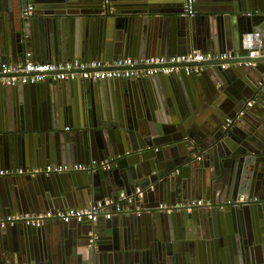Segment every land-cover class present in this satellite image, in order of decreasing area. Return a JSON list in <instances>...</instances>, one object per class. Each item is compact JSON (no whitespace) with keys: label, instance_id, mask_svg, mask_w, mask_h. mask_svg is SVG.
<instances>
[{"label":"water","instance_id":"water-1","mask_svg":"<svg viewBox=\"0 0 264 264\" xmlns=\"http://www.w3.org/2000/svg\"><path fill=\"white\" fill-rule=\"evenodd\" d=\"M61 1L64 2V7L72 4L97 3L99 8L96 6L91 10L95 15L92 18V25L95 28L89 39L85 40L86 43L83 41L82 44L76 45V42L70 41L69 49L68 44L66 45L67 51L65 47L63 48V44L59 52L56 39L48 42L43 48V57L47 61H66L70 60V57L111 61L125 55H133L134 52L138 53L135 24H131V31L129 27L128 17L131 12L143 13L150 3L159 6L163 2H168L172 6H182V0L180 3L178 0H138L136 3L125 1L126 8L119 10L112 0L107 8H103L97 0ZM134 4L137 8L132 10ZM26 7L27 4L23 3L20 10L23 11ZM77 9L74 11L75 14L79 13ZM234 9L236 12L240 10V13H248L246 20L253 29L258 27L254 15L264 19V0H236V3H231V8H222L220 12L234 13ZM174 11L176 10H170L169 13H175ZM11 16L13 18L10 19L8 30L0 40V47L11 50L10 60L15 62L17 57L22 58L27 48L28 34L24 29L22 12L16 18L13 14ZM193 17L180 16L182 32L172 33L169 36L171 43L168 45L170 48L165 49L166 53L180 54L193 48L203 51L214 48L216 51L218 44L212 38L209 23L206 22L208 18L200 15L201 18L196 23ZM25 19L30 21V24L38 25L43 40H46L48 33L54 32L52 16L50 18L48 14L37 17L32 9V13ZM246 30L245 27L238 30L237 34L234 33V41L237 39V43L239 40L241 43L242 33L247 32ZM235 50L234 47L231 55H234ZM14 51H17V55H14ZM248 59L252 60L243 56L233 57L227 61L229 71L234 73L233 76H229L225 68H220L218 62L197 63L198 66H202L198 72L189 74L180 72L182 77L177 81H171L170 84L161 83L163 81L161 78L169 77L173 73L134 79H107L110 81L109 86L99 83L102 80L83 79L46 80L34 84L0 83V100L5 110L11 107L15 109L18 105L16 103L18 97L11 99V94L25 90L34 99L40 98L43 107L45 100L48 102L45 104L46 114L42 116L51 121L50 132L53 133L47 132L44 137L35 133L34 136L29 129H26L17 148L22 161L35 159V162L43 165L47 160L57 159L58 162L53 163L73 161L89 163L93 160L98 162L104 153H112L110 157L116 162V168L111 165L109 169L96 170L101 172L98 173L101 178H105V185L109 190L115 179H118L119 186L117 188L112 186L115 188L114 196L123 190L126 194H131L138 187L141 198L133 196L132 206H137L140 214H144L147 210L154 213L161 212L173 218L175 223L181 222L185 232L189 228L201 230L204 233L202 239H196L194 242L190 237L184 236L185 243L180 246L179 251L181 264H256L258 262L264 264V204L224 205L212 207L204 212H201V209H194L189 212L182 210L167 213L157 208L160 202L169 204L175 198L183 200L188 198V195L194 198L203 196L217 201L233 199L241 193H264V105H262L264 102L261 98H257L250 105H246L249 100H253L254 94L260 96L264 90V81L255 79L253 84L246 83L247 85L242 82V79L250 76L249 70L253 67L244 64ZM260 60L264 62L262 57L252 60L256 63L254 67ZM5 62V56L0 54V63ZM209 65L212 67L208 68ZM206 73L216 75L221 82L222 93L232 98L235 103H239L234 114L229 117L231 121L226 124L223 118L222 121H216L218 126L213 129L199 125L200 129L193 131L186 128V124L180 120L168 121L161 109L164 97L170 96L173 90L184 106L188 101L187 86L192 87L193 83L197 85L196 82H200ZM260 73L261 76L264 75V70ZM229 77H234L233 83L226 81L231 80ZM237 77L240 79V85L234 81ZM134 84L148 86L149 100L157 104L151 108L145 119L138 118L133 106ZM61 87L65 88L69 95V98L65 97L63 101L59 94ZM22 108L26 111L27 105H22ZM68 122L72 130L64 131V123ZM188 139L193 141V145L188 143ZM61 140L66 141L63 150L60 149ZM6 141L9 143L10 140L6 139ZM19 141H16L17 144ZM7 151V147L0 145V158L6 157ZM198 151L201 152L200 155H197ZM196 159L201 160L202 163L199 161L196 163ZM200 165H204L205 170H201L200 176L197 177L195 169ZM242 168L244 171H241ZM81 174L90 175L75 171L63 173L69 182H74V178L77 179L78 176H82ZM60 176L59 173H55L54 176L58 186H61ZM85 178L87 182L88 177ZM151 196L156 198V202L147 205L146 198ZM135 211L133 210L134 213ZM11 230L0 228V236ZM176 237L177 240L182 239L177 235ZM158 240L159 238L149 241L145 238L144 243L140 242L134 248V260L139 261L140 264H170V255L162 253L165 251L162 250V244ZM94 241L88 246L91 247L89 250H94L95 247L96 250L100 249L98 245H93ZM221 251L222 258L218 259ZM179 258L175 254L173 264H178Z\"/></svg>","mask_w":264,"mask_h":264},{"label":"crops","instance_id":"crops-1","mask_svg":"<svg viewBox=\"0 0 264 264\" xmlns=\"http://www.w3.org/2000/svg\"><path fill=\"white\" fill-rule=\"evenodd\" d=\"M97 1L101 4V0ZM125 1L128 3H136L138 0H112V2L118 6L117 8L119 10L126 8L127 3H125ZM178 1L180 3L181 0ZM23 3L33 5L32 9L34 15H37V17H42L44 14H48L50 18L52 16L51 23L54 25L52 27V31L54 32L48 33L45 37L46 40L41 38L37 24H30V21H27L25 17L23 18L25 25L24 29L28 34L26 36L27 48L25 50H30L31 56L37 61L54 62L50 60L47 61V59L43 57V48H45L48 42H53V40L56 39L55 42L59 52L63 44V48L65 47L64 49L67 51L71 45L69 44L70 41L76 42V45H79L78 43L82 44L83 41L89 39L93 28H95L92 25V18H94L95 15H93L91 10L96 6L99 8L97 3L72 4L64 7V2L61 0H0V40L3 39L5 32L8 30L10 19L13 18L11 15L13 14L15 18L21 15L22 11L20 8ZM231 3H236V0H195L193 21L196 20L197 23L201 18L200 15H202L203 18H208L206 22L209 23L212 38L215 43L217 42L218 44L216 51L222 50L231 53L235 47L234 56L243 57L246 56V51L241 48L240 40L238 43L236 41L237 39L234 41L233 34H237L238 30L242 28L245 29L246 27L247 32L258 30L264 35V19L259 18L260 16L258 15H254L258 27L253 29L252 27L250 28L249 22L246 20V14L248 13L243 14L240 13V10L236 12V9H234V13L225 11V13L222 14L220 9L231 8ZM159 6L150 3L147 8L144 9L143 13L131 12L129 15L130 31L131 24L134 23L135 35L137 37L136 46L139 50L138 53L134 52L133 55L127 56L137 57V55H139V57H146L169 55L166 53L167 51H165L166 48H170L168 45L171 43V37L169 38V36L172 33L176 34L182 32L180 30L181 23L179 22V19H181L180 16H182L180 14L181 6H172V4L168 2H163ZM77 8L79 9V13L75 14L74 11ZM132 8V10H134L137 7L134 4ZM62 10L64 13L61 14ZM170 10H180V12L176 13V11H174L175 13H169ZM221 18L223 20H221ZM16 21L17 20H15V22ZM55 33L56 35H54ZM55 42L52 44V47ZM67 44L68 49L66 48ZM197 44H199V42ZM207 50L215 51L214 48H209ZM0 54L5 56L6 63H12L10 60V56L12 55L11 50H7L6 47L4 48L1 46ZM14 55H17V51H14ZM21 59L22 58L17 57L16 60L20 61ZM71 59L81 58L70 57V60ZM88 60L99 59L90 58ZM255 64L256 63H254L252 65L253 67L249 70L250 76L242 79L243 83L253 84L255 79H262L263 75L261 76L260 72L264 70V62L260 60L257 66L254 67ZM211 67L212 66L209 65L208 68ZM201 68L202 66H199L197 72ZM225 69L229 76L234 75L233 72L229 71V67ZM179 73L180 72L173 73L166 78L162 77L161 79H163V81L161 83L167 82L170 84L171 81H177V79L182 77ZM229 78H231V80L227 79L226 81H228V83H233L234 77ZM239 80L240 79L237 77L234 81L238 82V85H240ZM99 83L109 86L110 81L102 80L101 82L99 81ZM196 84L197 85L193 83L192 87L189 85L187 86L186 95L188 96V101L184 106L173 90H171L172 94L170 96L164 97L163 107L161 106V109L168 121L180 120L186 124V128L192 131L200 129L198 127L199 125H204L208 129H213V127L218 126V121H222L223 118L231 117L234 114L235 108L239 106V103H235L232 98L222 93L220 89L221 82L217 79L216 75L213 73H206L204 78L202 77L200 82H196ZM133 91L135 97L133 103L134 109L139 119H145L151 108L157 104L150 102L148 86L134 84ZM49 92L52 94L50 90ZM59 94L62 101L65 97L69 98L68 93L63 87H61ZM11 95V99L18 97V101L16 102L18 105L15 106V109L11 107L9 110H5L0 100V145L8 148L7 156L0 158V168H32L43 165V163L38 164L35 162V159H26V161H22V156L20 157L17 148H19L21 144L19 140L22 141V136L26 133V129H29L34 136L35 133L42 137H44L47 132L50 134L53 133L50 132V130H52L51 121L42 116L46 114L45 104L48 102L45 100L43 107L40 98L34 99L31 95L27 94L25 90L24 92L19 90V92ZM252 98L253 101L257 98H261L262 102H264V90L260 96L254 94ZM260 104L261 103L258 101V105ZM22 105H27L26 111H24ZM42 110H44L43 113ZM63 129L64 131H71L70 122L64 123ZM6 139L10 140L9 143ZM17 140L19 141L18 144L16 142ZM65 142V140L60 141V149H65ZM188 143L193 145L191 139H188ZM55 144L57 145L58 141L55 142ZM55 149L57 150V146ZM110 154L112 153L102 154L101 159L110 157ZM198 154L200 155L201 152L198 151L197 155ZM198 159H196L195 162L198 163L199 161V163H202V161ZM57 160H47L45 164L58 162ZM115 163V161L112 163L114 169L116 168ZM203 169L205 170L204 165L196 167L195 175L199 177V173ZM241 171H244L243 168ZM63 173L64 172L59 173V175H61L59 177V179H61L60 187L56 182V178L54 179L55 173L43 175L44 177L42 175L29 176L26 174L0 176V214H30L42 210L83 207L95 200H104L106 198L117 199L121 193H125L123 190L116 193L117 195L114 196V190L119 186L118 179H115L114 184H112L115 188L111 186L110 191L105 185V178H101L98 175V173L101 172L97 170L88 176L81 174L82 176H78L77 179L74 178V182H69ZM196 176L195 179L197 178ZM85 177H88L87 182ZM90 192L92 194H90ZM241 194L264 198V195H262L264 193ZM190 196L192 195H188V198H194V196ZM200 198L205 197L200 196ZM178 200L179 199L175 198V200L173 199L172 201L175 202ZM210 200H212V198H210ZM155 202L156 198L154 196L146 198L147 205ZM196 209H201V212L205 211V209L202 208ZM133 210H136V206L128 212L115 213L111 215L109 219H104L100 216L94 223L84 220L81 221L80 224L72 221L61 225L51 220L39 227L25 226L21 223L11 227H0L2 229H12L9 232H3L5 234L0 236V264H140L139 261L134 260V248H136L140 242L144 243L145 238L149 241L159 238L158 241L162 244V250L169 252L162 253H164V255H170V264H173L174 255L176 254L179 258L180 246L185 243L184 236L190 237L194 242L196 239H202L204 235L199 229L192 230L189 228L188 231L185 232L182 223H175L174 219L170 218L167 214L161 212L154 213L147 210V212L144 214L141 213L138 216ZM92 230L94 231L93 241L95 240L93 245H98L100 248L99 250H96V247L94 250H89L91 247H88L89 245L86 243L88 242L87 238L88 240L90 238L89 235ZM176 235L182 237V239L179 238L177 240ZM220 254L218 255V259L222 258V251ZM178 264H181L180 258ZM256 264L261 263L258 262Z\"/></svg>","mask_w":264,"mask_h":264},{"label":"built area","instance_id":"built-area-1","mask_svg":"<svg viewBox=\"0 0 264 264\" xmlns=\"http://www.w3.org/2000/svg\"><path fill=\"white\" fill-rule=\"evenodd\" d=\"M111 0H101L103 8L110 5ZM32 13V5L28 4L22 11V16L27 17ZM182 16L192 17L195 14V0H182ZM241 48L246 51L247 58L258 59L264 57V38L258 30L243 33ZM236 57L229 52L201 50L193 48L185 53L157 55L146 57L124 56L111 61L71 59L58 62H41L33 59L30 50H25L22 59L12 63H0V83L1 84H34L46 80H107L113 78H140L154 75H169L171 73L183 72L189 74L198 70L197 63L212 61L218 62L220 68L229 66L228 60ZM245 61V65L252 66L255 62ZM264 81V75L262 76ZM253 100L246 104L250 105ZM231 118H225V123H229ZM199 158V156H197ZM112 158L105 157L89 163L84 162H61L48 163L32 168L18 167L14 169L0 168V176L9 174H26L29 176L47 175L50 173L62 172H83L91 174L96 169L106 170L112 165ZM134 197H140V189L135 188L131 194L121 193L117 199L106 198L95 200L83 207H67L64 209L42 210L30 214H0V227H11L16 224H24L30 227H39L49 221L57 223L96 222L101 216L109 219L115 213L128 212L134 208L132 206ZM255 203L264 204V198L248 194H239L235 198L212 201L209 198H186L169 204L160 202L157 208L161 211L170 213L173 211H191L196 208L209 210L212 207H223L224 205L238 206L241 204ZM135 213L140 214L136 206ZM95 230V229H93ZM90 232L88 245H91L94 231Z\"/></svg>","mask_w":264,"mask_h":264}]
</instances>
